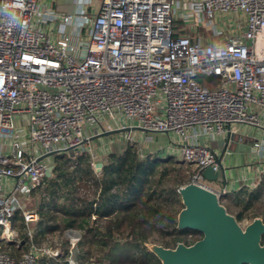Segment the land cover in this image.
I'll return each mask as SVG.
<instances>
[{
    "label": "built area",
    "instance_id": "1",
    "mask_svg": "<svg viewBox=\"0 0 264 264\" xmlns=\"http://www.w3.org/2000/svg\"><path fill=\"white\" fill-rule=\"evenodd\" d=\"M75 6L63 14L45 0H0V264L58 256L55 247L34 243L38 214L25 205L53 157L86 152L94 136L126 128L136 129L129 141L132 133L174 135L183 161L194 167L190 183L212 190L203 177L208 167L220 170L211 142L244 132L254 138L253 150H262L252 131H264V0H102L98 11L93 0H75ZM233 15L243 18L244 29L228 31L219 22ZM180 20L212 37L180 33ZM49 153L56 154L38 160ZM216 191L221 198L230 193ZM17 211L30 239L18 260L1 251L4 242H22L12 223ZM79 239H72L70 264Z\"/></svg>",
    "mask_w": 264,
    "mask_h": 264
},
{
    "label": "trees",
    "instance_id": "2",
    "mask_svg": "<svg viewBox=\"0 0 264 264\" xmlns=\"http://www.w3.org/2000/svg\"><path fill=\"white\" fill-rule=\"evenodd\" d=\"M51 166V177L45 176L33 191L39 203L38 221L31 230L34 243L57 246L60 251L55 258L42 257L39 264H70L69 235L74 232L80 237L76 264H161L146 244L175 248L202 238L196 231L177 229L183 208L178 189L190 183L185 174L190 166L173 154L142 156L130 144L122 152L108 153L100 173L88 152L55 156ZM224 201L233 206L239 223L249 214L264 221V177L254 187L242 184L223 195ZM12 223L22 242H4L2 247L18 260L30 239L21 211Z\"/></svg>",
    "mask_w": 264,
    "mask_h": 264
},
{
    "label": "water",
    "instance_id": "3",
    "mask_svg": "<svg viewBox=\"0 0 264 264\" xmlns=\"http://www.w3.org/2000/svg\"><path fill=\"white\" fill-rule=\"evenodd\" d=\"M135 128L116 129L92 137V140L110 137L116 134L129 133ZM231 136L218 157L220 170L208 167L203 177L211 183L226 186L229 168L223 165ZM253 147V142L251 143ZM95 159V170L100 173L106 163L107 151ZM69 152V151H67ZM49 153L38 158L53 157ZM54 166L46 171L51 177ZM183 208L177 216V229L191 230L202 235V238L191 245L178 243L175 248H165L159 244L148 243V249L160 260L161 264H264V221L255 218L246 227L230 214L221 203V196L216 190L207 189L195 183H189L178 189ZM24 243V241H23Z\"/></svg>",
    "mask_w": 264,
    "mask_h": 264
},
{
    "label": "rangeland",
    "instance_id": "4",
    "mask_svg": "<svg viewBox=\"0 0 264 264\" xmlns=\"http://www.w3.org/2000/svg\"><path fill=\"white\" fill-rule=\"evenodd\" d=\"M101 1L102 0H93V7H94L95 11H98ZM45 2H46L48 7H52L56 11H67L66 8H71L72 6H74V0H45ZM174 3H175V5H174L175 10L177 11L179 9V7L177 6L176 2H174ZM184 6H185V4L182 3L180 9L184 10ZM219 22L225 23L227 25L228 31L230 29H232L233 25H235L237 28L244 29L243 18L241 16H238V15H233L230 19L223 17V18H221V20H219ZM176 26L178 27L177 24H176ZM239 26H241V27H239ZM229 33L230 32H225L224 36H228ZM209 34H210V36H212L213 33L209 32ZM199 81L200 82L206 81V82L210 83L211 81H217V80L216 79L211 80V79H208L207 77H201L199 79ZM132 135H133L132 136L133 140H130V141L128 139V136H129L128 133L116 134V135H113L110 137L95 139V140H92L90 142V146H88L85 149H82V151H86V152L91 154V156L94 158V165H95V159L98 156H101L102 154H104V152L102 151L103 148H105V150L107 151V155H108V153L113 152V151L122 152L130 144L136 145L142 156H145V155H153V156L165 155V156H168L169 154H173V155H175V157L177 159L183 161V157L181 155L180 149L176 148V145H174V143H176L178 141V138L176 136L173 135L171 137V135L162 134V133H158V134H156V133H149V134L148 133H144V134L132 133ZM252 135L255 136L256 134L252 133ZM256 136L259 137L260 134L257 132ZM260 140L264 144V136H261ZM211 146H212V148L215 149V147H218V143L211 142ZM101 147H103V148L101 149ZM260 153L261 154H259V159H260L259 161L261 162V165L264 166V150H261ZM62 155L70 157L74 154L66 153V154H59L57 156H62ZM193 171H194V167H192V166L185 168V174L189 177V179H191ZM260 176L264 177V168L262 169ZM209 184L212 187H219L220 186L217 183L209 182ZM215 189L218 190L217 188H215ZM222 204L227 208V210L230 214H232V215L235 214V210H234L233 206L231 204H229L228 201H224ZM25 206L27 209H32V207H33L32 204L29 202H27ZM257 209L258 208H255L253 211L256 214H261L262 211H258ZM261 215H263V214H261ZM249 216H250L249 219L240 223L242 225V227H246L248 224H250L253 221V219H252L253 215L249 214ZM76 234L77 233L74 232V233L69 235L70 244L72 242V239L75 238ZM153 244H158V243H153ZM71 247H72V245H71ZM1 251L2 252L5 251V250H3V247H1ZM71 251H72V248L70 250V253H71ZM77 253H78V251H77ZM75 257H76V255L73 258L76 259Z\"/></svg>",
    "mask_w": 264,
    "mask_h": 264
},
{
    "label": "crops",
    "instance_id": "5",
    "mask_svg": "<svg viewBox=\"0 0 264 264\" xmlns=\"http://www.w3.org/2000/svg\"><path fill=\"white\" fill-rule=\"evenodd\" d=\"M75 0H74V6L71 8H66L67 11H58L63 14H69L75 11ZM229 18V17H225ZM221 25H224L223 23H220ZM178 30L180 33H184L192 37L193 39L202 38V39H208L210 36L208 30L204 28H195L192 24L184 23L183 21H178ZM242 131V129H240ZM252 130H249V133ZM254 134L257 135V132L260 134L258 137L259 139L261 136H264V131H252ZM242 135H244V132L237 134L234 137H231V140L229 142L228 149L230 150L231 154L226 153L225 157L223 159V165L226 168L230 169V172L228 173V183L226 186L220 185L219 187H215L218 190H221L223 188H226L231 192L236 191L240 188L242 184H245L247 186L254 187L256 183L261 179L262 176L261 172L264 166L261 165V162L259 161V154H257L251 145V143H254V138L251 136L244 135V139H242ZM251 135V134H250ZM255 135V137H256ZM218 143V147H215V149L218 151L219 155L221 154L223 148L226 145V139L224 141L216 142ZM103 147H101L102 149ZM105 149V148H103ZM262 150H264V144L262 146ZM261 154V153H260ZM218 184V183H217ZM32 204V209H36L38 206V199L33 195L31 201L29 202ZM55 247L58 251L60 249L57 246Z\"/></svg>",
    "mask_w": 264,
    "mask_h": 264
}]
</instances>
